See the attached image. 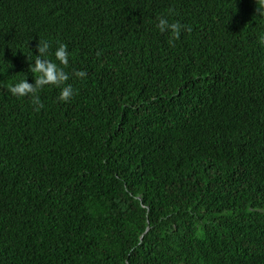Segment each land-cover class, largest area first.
<instances>
[{
    "label": "trees",
    "instance_id": "16d2710c",
    "mask_svg": "<svg viewBox=\"0 0 264 264\" xmlns=\"http://www.w3.org/2000/svg\"><path fill=\"white\" fill-rule=\"evenodd\" d=\"M255 7L0 0V264H264ZM41 39L74 95L47 85L37 112L8 85L34 83Z\"/></svg>",
    "mask_w": 264,
    "mask_h": 264
},
{
    "label": "clouds",
    "instance_id": "9594fccd",
    "mask_svg": "<svg viewBox=\"0 0 264 264\" xmlns=\"http://www.w3.org/2000/svg\"><path fill=\"white\" fill-rule=\"evenodd\" d=\"M255 5V17L264 18V0H255ZM157 27L161 33L170 32L173 38L169 41L170 44L173 43V40L179 39L182 30L186 28L179 22L170 23L166 17H158ZM187 31H191V28L187 27ZM258 43L261 47H264V34L259 36ZM36 48L38 54L34 57V63L29 64V71L35 76L34 83H29L27 79H19L18 82L9 84L8 89L13 96L30 97L33 105L37 106L35 110L38 112L44 107L38 93L45 86L53 85L59 88L58 99L61 102H68L74 95V89L71 84L67 83L70 77L64 70L69 64V53L66 45L60 44L56 48L54 52L55 60L48 58L50 44L46 39L39 40ZM74 75L77 78H83L86 76V72L76 71Z\"/></svg>",
    "mask_w": 264,
    "mask_h": 264
}]
</instances>
